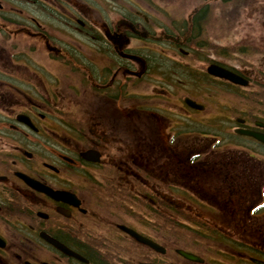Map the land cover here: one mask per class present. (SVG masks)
<instances>
[{"label":"flooded vegetation","instance_id":"obj_1","mask_svg":"<svg viewBox=\"0 0 264 264\" xmlns=\"http://www.w3.org/2000/svg\"><path fill=\"white\" fill-rule=\"evenodd\" d=\"M170 16L153 0H0V264L264 262V248L177 226H189V183L204 188L193 175L221 172L191 142L215 133L189 127L264 125L205 94V78L221 81L193 36L205 24ZM210 201V221H248L246 203Z\"/></svg>","mask_w":264,"mask_h":264},{"label":"rangeland","instance_id":"obj_2","mask_svg":"<svg viewBox=\"0 0 264 264\" xmlns=\"http://www.w3.org/2000/svg\"><path fill=\"white\" fill-rule=\"evenodd\" d=\"M155 3L161 7L168 9V12L172 15L175 21H184L186 22L187 16L198 6L203 4L211 5L210 12L208 14V21L205 24V34L201 36V40L204 44V49L209 50V47L215 48L216 52L210 51L211 55L215 57L219 62L225 63L233 66L236 70L245 73L250 77L251 84L247 88L233 87L227 85L226 83H220L219 86L215 87L218 89L217 93L219 95V103L221 109L226 111V115L231 117L233 114H240L248 116L250 120L259 119L264 121V110H261L258 105L256 106L250 100L251 97L256 98L258 101L261 100L260 97L264 96V0H246L244 3L239 4L240 0H237V3L232 4H222L221 0H153ZM209 43V44H208ZM233 47L231 51L222 50V47ZM222 52H225L222 54ZM220 54V56L218 55ZM204 67L205 64L200 62V67ZM212 90V87H210ZM234 91H237V99L235 96L225 97L230 95ZM222 97L226 103L222 100ZM223 119V118H222ZM228 123L223 121L219 122L217 127H189V131L195 130L203 133L216 134L219 138V142L215 145L214 149H210L203 154V157L206 158V163H212L213 161L222 158L223 155H230L233 158V161L237 163H232L227 167V173L229 177L226 179L225 184L232 188L241 189L247 187L246 199L247 201H254V210H253V219L252 223L256 225L255 235L252 237H257L259 240H262L264 243V174L262 178H258L255 175L250 177L249 168L250 166L261 167V165H251L248 160H245L244 155L247 156L246 151L243 147H247L252 154L255 152L254 159L264 161V147H261L259 144H256L254 141L249 139H243L237 137L232 130H228V127L231 129L232 121L226 119ZM195 138L191 142L198 145L201 149H205L210 144V139L208 136L201 134H194ZM239 142H242L243 145H238ZM254 151V152H253ZM204 160V161H205ZM264 165V164H263ZM245 173L250 176L245 178L241 177ZM197 176V175H196ZM199 177V176H198ZM171 179V177H169ZM180 178V177H179ZM177 177H173L174 180H182ZM218 179L217 176L209 177V180L215 182ZM258 182V183H256ZM250 183H256L258 186H250ZM189 183V192L184 194L189 206V219L195 222V227L197 230H192L189 226L182 225L178 223V227L182 228L184 233H194L195 232H205V233H217V232H226L222 227L219 229V222L210 221V215H213V211L210 206V203L200 199L199 201L195 200L193 193L196 191H191ZM200 187L201 185H197ZM210 186H205L201 188V191L206 195L210 194V191L206 189ZM221 188H223L220 185ZM261 191V195H260ZM231 190L228 191V193ZM179 193H186L184 191H179ZM227 193V194H228ZM226 195V194H225ZM225 195L216 197L218 200H225ZM260 198V200H259ZM205 199V198H204ZM229 201V200H228ZM238 203L236 199L232 200L233 203ZM193 204V207L191 205ZM227 203V201L225 202ZM231 204V205H232ZM221 213H218L220 217ZM173 215L179 216L175 212ZM222 215V214H221ZM197 217V219L195 218ZM199 221L198 223L196 221ZM186 227L187 230L184 228ZM230 232V231H229ZM233 232V231H232ZM231 233V232H230ZM246 233L251 235L254 233V228L251 226V223L246 224ZM189 235H186L185 238H188ZM195 237V236H193ZM206 237V236H204ZM212 240V237H209ZM200 242H205L203 239L199 240ZM208 242H211L208 240ZM189 244L186 239H179L177 244L185 245ZM193 245V244H191ZM253 245V244H252ZM255 246V245H254ZM197 247V245H193ZM264 247L263 245L260 246Z\"/></svg>","mask_w":264,"mask_h":264},{"label":"water","instance_id":"obj_3","mask_svg":"<svg viewBox=\"0 0 264 264\" xmlns=\"http://www.w3.org/2000/svg\"><path fill=\"white\" fill-rule=\"evenodd\" d=\"M207 71L214 76L226 79V80H228L232 83H235V84H240V85H247L248 84V81L245 78H243L242 76H240V75H238V74H236V73H234V72H232V71H230V70H228L222 66H219V65L211 64L207 67ZM185 101L194 107H197V108L201 107L190 99H185ZM235 132H237L239 134L252 136L264 144V133H262V132L253 131L250 129H243V128H238L235 130ZM87 153L89 154V152H87ZM85 156H87V155L85 154ZM138 239L141 241L147 242L154 247H157V245H155L154 243L144 239L143 237H138ZM177 252L186 258H190V259L196 258V256H194L188 252H185L181 249H178ZM256 262L258 264H264V262H261V261H256Z\"/></svg>","mask_w":264,"mask_h":264},{"label":"trees","instance_id":"obj_4","mask_svg":"<svg viewBox=\"0 0 264 264\" xmlns=\"http://www.w3.org/2000/svg\"><path fill=\"white\" fill-rule=\"evenodd\" d=\"M229 1H231V0H226V2H225V4L227 5L228 4V2ZM246 0H240V3L239 4H242V3H244ZM201 10L198 12V13H196L195 15H194V17H193V22L195 23V24H199V23H203V21L205 20V14H204V12H207V9H208V5H204V6H202L201 8H200ZM201 18V19H200ZM233 49V47H222V50H227V51H231ZM225 52H222V54H224ZM238 95H240L238 92H235V97L237 98V99H239L238 98ZM225 97H232V93L230 94V95H227V96H225ZM261 98V100L260 101H258L256 98H254V97H251L250 98V100L252 101V103H254L256 106L258 105V107L261 109V110H264V96L262 95V97H260ZM222 100L226 103V101L224 100V98L222 97ZM242 191V196H243V198L242 199H245V197H244V191L243 190H241ZM249 203H251V202H249ZM253 203V202H252ZM234 226H238V224H234ZM254 226V225H253ZM243 231H246L245 229L243 230Z\"/></svg>","mask_w":264,"mask_h":264}]
</instances>
